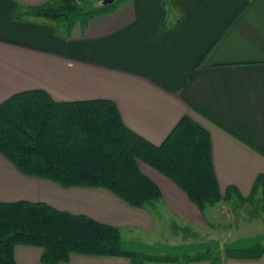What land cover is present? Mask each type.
<instances>
[{"label": "crops", "instance_id": "0c3cea01", "mask_svg": "<svg viewBox=\"0 0 264 264\" xmlns=\"http://www.w3.org/2000/svg\"><path fill=\"white\" fill-rule=\"evenodd\" d=\"M49 1L54 0H0V104L35 88L46 89L59 102L112 100L124 123L155 144L190 116L211 135L221 193L236 186L249 197L264 175V0H171L170 6L164 0H128L91 18L86 27L77 25L67 38L52 24L13 17L17 8ZM140 167L162 193L149 209L133 208L103 188H64L24 175L0 154V202L46 203L89 216L118 227L127 248L152 255L194 254L188 253L189 245L188 252H145L144 245L164 238L184 244L211 234L217 238L222 225L232 236L246 228L224 213L228 202L202 213L172 180L144 163ZM221 237L206 242L205 250L261 243L253 239L226 247L229 239ZM135 243L140 248L131 247ZM41 256L38 247L15 250L16 264H44ZM62 264L130 261L73 255ZM222 264H264V255L223 257Z\"/></svg>", "mask_w": 264, "mask_h": 264}, {"label": "trees", "instance_id": "16d2710c", "mask_svg": "<svg viewBox=\"0 0 264 264\" xmlns=\"http://www.w3.org/2000/svg\"><path fill=\"white\" fill-rule=\"evenodd\" d=\"M54 0L17 8L13 17L38 19L72 36L77 25L115 11L128 0ZM170 6L171 0H164ZM200 113V112H199ZM0 154L24 175L53 181L64 188H103L129 206L152 208L161 198L158 185L140 163L172 180L205 213L225 201L234 209L255 203L264 212V175L248 198L236 186L222 194L213 165L210 133L183 116L161 144L130 129L115 102L96 99L56 101L43 88L14 93L0 104ZM18 246L42 249L44 264H62L73 255L121 257L130 264L187 262L222 258L259 259L264 245L203 250L195 254L152 255L125 246L118 227L86 215L72 214L46 203L0 202V264H16Z\"/></svg>", "mask_w": 264, "mask_h": 264}, {"label": "rangeland", "instance_id": "374dc122", "mask_svg": "<svg viewBox=\"0 0 264 264\" xmlns=\"http://www.w3.org/2000/svg\"><path fill=\"white\" fill-rule=\"evenodd\" d=\"M248 198V197H247ZM262 206H264L262 204ZM256 207L255 203H244L242 206H240V208L238 207V209H234V207L229 203V205H224L223 207V211L224 213H231L228 215H232L233 217H231L232 221H236L233 222L234 224L237 222H244L243 227L245 229L240 228L239 233H235L232 236V233H230L229 230H227L225 225H222L220 227H218L219 231L215 232V234L219 237L215 238L214 236H212L211 234V238H204V240H201L199 237L197 238L196 241L191 242L189 241V243L186 241V243H182L181 241L177 240V242H173V240H169V239H165L164 240H159L157 242H155V244H152L150 246H143V248L145 249V252H151V253H175V251L180 250V248H182L181 251L183 252H188V250L190 252L188 253H197L200 251H203L202 249L205 250V243L208 241L211 242L212 244L218 240H220L222 237H225L226 239H229L227 242L226 247H230L231 245H238V247L240 245H243L244 241H250L255 239L254 241L257 242H261L262 245H264V212H260V213H253L252 209H254ZM233 211V214H232ZM223 229V230H220ZM226 228V229H225ZM209 231V230H207ZM227 236V237H226ZM171 239V238H170ZM243 240V242H242ZM238 241V242H237ZM233 243V244H230ZM210 244V245H212ZM187 245H189V249L187 250ZM181 246V247H180ZM183 246V247H182ZM216 246V244H215ZM134 249L135 248H140L136 243L133 244ZM148 247V248H147ZM147 248V250H146ZM219 250L218 248L214 247L211 250ZM169 251V252H167ZM221 251V250H219ZM147 253V252H146ZM184 259H181V261H183Z\"/></svg>", "mask_w": 264, "mask_h": 264}, {"label": "water", "instance_id": "95a60500", "mask_svg": "<svg viewBox=\"0 0 264 264\" xmlns=\"http://www.w3.org/2000/svg\"><path fill=\"white\" fill-rule=\"evenodd\" d=\"M109 1H112V0H106L105 3L109 2Z\"/></svg>", "mask_w": 264, "mask_h": 264}]
</instances>
